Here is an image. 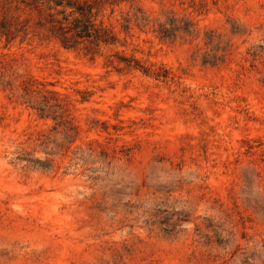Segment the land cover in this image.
Masks as SVG:
<instances>
[{
    "label": "rangeland",
    "instance_id": "rangeland-1",
    "mask_svg": "<svg viewBox=\"0 0 264 264\" xmlns=\"http://www.w3.org/2000/svg\"><path fill=\"white\" fill-rule=\"evenodd\" d=\"M80 1L0 0V264H264V0Z\"/></svg>",
    "mask_w": 264,
    "mask_h": 264
},
{
    "label": "trees",
    "instance_id": "trees-1",
    "mask_svg": "<svg viewBox=\"0 0 264 264\" xmlns=\"http://www.w3.org/2000/svg\"><path fill=\"white\" fill-rule=\"evenodd\" d=\"M25 6L42 11L45 4L50 27L57 30L62 44L67 47H76L77 43L87 39L93 46H99L102 42L112 43L106 36L102 35L101 30L92 22L88 13L89 4L80 0H16ZM87 7V9H86ZM68 12H71L70 14ZM61 14L59 17L57 15ZM74 14L72 17L71 15ZM14 20H18L15 17ZM123 59V58H121ZM128 66L142 69L146 74H156L155 71L144 68L137 60L123 59ZM134 61V62H132ZM158 75V74H157Z\"/></svg>",
    "mask_w": 264,
    "mask_h": 264
}]
</instances>
